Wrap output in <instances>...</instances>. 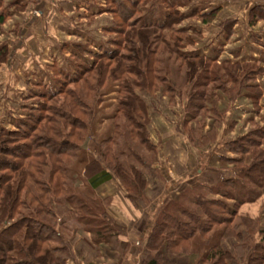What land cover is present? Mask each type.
Instances as JSON below:
<instances>
[{"label":"trees","instance_id":"1","mask_svg":"<svg viewBox=\"0 0 264 264\" xmlns=\"http://www.w3.org/2000/svg\"><path fill=\"white\" fill-rule=\"evenodd\" d=\"M26 1L0 0V24L11 18L13 10L22 11ZM208 1L104 0L102 11L112 16L111 26L105 29L110 48L91 50L87 43L81 48L78 44L79 51L71 55L73 66L54 71L58 88L45 89L44 81L36 82L39 90L29 95L36 104L25 107L27 117L16 121L14 130L0 128V264H68L61 231L65 217L91 232L110 235L122 229L103 209L97 211L87 201V209L78 211L69 186L70 167L83 149L110 83L115 85L114 111L108 116L112 129L91 140L92 156L82 170L88 201L95 198L94 189L113 176L128 195H137L146 185L156 152L139 91L150 96L160 91L171 103L177 96L184 102L185 115L199 118L195 135L202 142L215 137L226 113L207 106L209 90L231 98L248 92L254 95L251 103H257L260 92L252 81L260 67L219 62L220 47L212 55L181 50L184 43L193 41L188 34L192 27L180 24L190 18L210 24L220 10ZM147 6H159L160 18L147 21ZM247 20L249 26L264 24V4L249 7ZM236 23L231 17L220 22L223 39L230 38ZM256 41L264 47V39ZM8 50V45H0V64L6 62ZM83 54L89 60L80 58ZM206 117L211 119L210 126L201 136L200 123ZM263 140L264 128L252 123L246 133L228 143L230 151L240 156L229 159L237 176L209 187L218 198H208L203 186L193 183L165 204L147 239L153 256L149 264L162 262L163 249L190 255L196 236L207 250L191 264H229L233 257L221 241L241 239L234 224L237 211L257 198L264 185ZM216 228L220 233L214 236ZM213 237H217L214 243ZM249 249L244 248L240 264H264V244L256 243L245 256Z\"/></svg>","mask_w":264,"mask_h":264},{"label":"crops","instance_id":"2","mask_svg":"<svg viewBox=\"0 0 264 264\" xmlns=\"http://www.w3.org/2000/svg\"><path fill=\"white\" fill-rule=\"evenodd\" d=\"M257 2L264 4V0H242L237 6L232 7L243 11L246 18L248 8ZM224 3L214 5L220 7L218 13L223 12L222 8L226 9L230 6L231 1L225 0ZM209 5L213 4L209 3ZM103 7L104 0L26 1L22 11L14 12L15 14L13 13L9 21L0 24V31L8 32V39L10 41L13 39L12 46H8H14L16 53L14 54L10 49L9 59L6 63L0 64V70H8L5 73L14 77L21 74L36 76L42 70L43 64L49 70L55 62L53 60L55 52L63 54H66L65 50L70 52L71 50H68L67 46L75 47L79 43H87L89 48L98 50V40L102 37L103 41L100 44L104 48H110L105 29L111 26L112 16L102 11ZM218 13L212 22L213 24L216 22L217 28L223 19L216 20ZM228 17L225 16L224 19ZM52 25L56 28V33L53 34L50 33L54 28ZM235 25V30L238 26L241 29V24L236 23ZM252 28L254 32L264 30L261 22ZM218 34L220 35L219 32ZM70 40H72L71 43H69ZM63 41L65 42L60 43ZM249 41L251 44V47L248 46L249 53L242 59L262 58L263 62L264 50L258 45L256 46L257 42L253 39H249ZM61 44L66 47H62ZM221 55L219 57L222 58ZM66 56L69 54L67 53ZM50 57L53 62H50ZM49 72L51 71L49 70ZM260 77L264 80V73L257 77V82H261ZM261 87L260 85L259 88ZM262 90L261 92L259 90L260 96L255 105L251 103L254 98L251 93L242 92L241 95L234 96V98L222 93L227 99L228 105L224 107L223 104V108H227V111L221 125L217 128L215 137L208 142H202L195 135L198 117L193 118L191 115H185L184 112L181 122L172 119V113L180 104L183 107L182 112L184 111L183 102H180L181 100L177 96L171 103L168 96L160 91H157L154 96H150L145 91H139L138 94L146 105L149 118L147 129L156 152V160L150 165V174L146 185L137 195H128L126 189L113 176L94 189L96 196L106 202L103 209L105 213L122 229L106 235L105 233L91 232L79 226L74 220L65 219L63 231L65 244L69 251L68 264H149L153 256L147 247V239L153 229L156 216L165 204L176 199L186 186L193 183L202 185L208 198H218V195L209 191V187L223 179L237 176L234 163L229 162V159H237L240 156L230 151L228 143L247 132L250 127L249 123L254 122L255 113L259 112L264 121V107L261 105V101L264 100V91L262 92ZM221 99L222 97L218 96L217 106L221 103ZM239 99L249 102V106L253 107L251 109L253 114L251 113L250 117L246 119L247 126L243 123L240 124L241 118L234 119L230 116V113L238 108ZM258 105H261L260 110H257ZM210 122L211 119L206 117L200 123L201 136L206 134ZM242 130L244 131L241 132ZM262 147H264V142ZM73 185L83 188L82 172L79 179H75ZM227 202L232 203L233 201L227 200ZM240 219L255 220L259 227L252 234L254 244L250 243L252 241L248 242L250 249L246 252L247 254L255 249L256 243L264 237V185L257 198L241 204L234 224L239 225ZM217 229L220 230V228ZM238 230V233H241V229L238 228ZM216 234L215 232L214 236ZM197 238L200 237L196 236L191 244L192 253L190 255L171 253L163 249V260L160 264H191L194 259L207 250L204 244L195 243ZM236 244L239 242L235 237H228L221 242L223 249L230 253H233ZM238 261L237 258L232 259L229 264H239Z\"/></svg>","mask_w":264,"mask_h":264},{"label":"rangeland","instance_id":"3","mask_svg":"<svg viewBox=\"0 0 264 264\" xmlns=\"http://www.w3.org/2000/svg\"><path fill=\"white\" fill-rule=\"evenodd\" d=\"M203 1L204 0H191L193 4L201 3ZM224 1L225 0H210L208 2L212 3L213 5H217L219 3L220 4L224 3ZM230 1H231V3H229L230 6H228L227 8L225 7L226 9L222 8L223 12L218 13V19L216 18V20L218 21L221 18H223L222 20H224L225 16H229L233 19H237L238 25L241 24V29L238 26L235 30L234 29L236 26L235 25L234 28L232 29V35L230 36L228 40H225L222 38V35L218 34L219 28L215 26L217 25L216 22H214V24L213 23L204 24L200 20L195 19V18L186 19L180 24V26L192 27L188 31V34L192 38L193 43L192 44L184 43V46L182 47L181 50L182 52H196V53H204V55H212L214 54V50L220 47L221 49L220 54H222L221 55L222 58L221 57L218 58L219 62L230 61L231 63H240V64L249 63L251 64V66H253L254 64L256 67H260V72L256 73L255 78L252 81L253 82L252 84L257 85L258 90H260V92L263 89L262 90L263 92L264 91V87H263L264 80H262L261 77H260L261 82H257L256 80L258 76L264 73V64H262L264 61L262 62V58H247V59H242V58L246 57L247 54L249 53L248 46L250 45L251 47L249 39L251 40L253 39V41L255 42H257L256 41L257 39H259V41H262L264 39V30L262 31L256 30V32H254V29L252 28V26H249L247 23L248 20H247V16L245 18V13L243 11H238L236 7H232V6H237V4L241 2L242 0H230ZM148 4L150 5V2ZM181 10L184 11L185 8ZM14 12L16 13L20 11L13 10L11 12L12 13L11 18ZM157 16L158 18H160L159 6H156V7L147 6V10L145 11L146 20L151 21ZM11 18H9L7 21H9ZM244 23L246 24L244 25ZM261 24L262 26H264L263 22H261ZM52 27H54V25H52ZM50 33L51 34L56 33V28L54 27L53 31L51 30ZM67 36H68V33H67ZM8 38H9L8 32H5L4 30L0 31V45H11V42L13 41V39H11L10 41ZM101 38L102 37H100V39L98 40L99 48H102V47L104 48V46L100 44L103 41V39ZM64 42L65 41L60 42V43H64ZM71 42L72 40H70L69 43ZM255 44L256 46L258 45L262 50H264V47L261 45V42L260 43L257 42ZM11 46L10 47L8 46L9 50H8V56H7L6 62L9 59L10 49H12V52L16 54L14 50V46L13 47ZM61 46L66 47V45H62V44ZM79 46L80 47L78 48H81L83 44L79 43ZM67 48L68 50H71L70 52L65 50L66 54L68 53L69 56H66L65 53L64 55L61 52H58V51L55 52V58L53 59L55 60V62L49 68L51 72H49L48 67L45 64H43V67L41 68L42 70H40L37 75L35 74L36 76H30L28 74H25V75L21 74L20 76L14 77L12 75H7L5 73V72H8V70L6 69L0 70V128L3 127L6 129L14 130L15 129L14 123L19 120H24L27 117L28 112L26 111L27 108L25 107H29V106L36 104V101H33L29 98V95H31L32 91L39 90L38 86L36 85V82H38L39 80L44 81L47 86L45 89L55 90L56 88H58V85L56 84L57 79H56V76L54 75V71L57 69V67L63 70H69L70 66H73V59L71 57L72 53L79 51L77 50V47H73V45L69 47L67 46ZM90 49L94 50L93 48H90ZM228 56H232V57L230 58ZM80 58H85L86 60H89L88 59L89 56L88 55L86 56L85 54L81 55ZM53 60L50 57V62H53ZM260 85L262 86L261 88H259ZM24 86L26 87L24 88ZM114 86L115 85L113 83H110L107 89L105 90L103 99L101 103L99 104V106L96 108L95 119L93 123H91L90 125L89 136L88 138H86V141L83 145V149L79 152L78 158L74 161V163L70 167L69 186L71 187L70 188L71 192H74L72 195V199L78 211L80 210L85 211L87 209L86 204L84 203L85 201H87L92 208L96 207L97 211L100 208L104 209L106 205V202L99 199L95 193H94L95 198L94 199L92 198L93 201L92 200L88 201L86 198H89L90 196L89 197L84 196L85 194L83 190L84 188L74 187L73 184L75 183V179L76 180L79 179V176L81 175V172L83 170V165L92 156V152L90 150L91 140L92 139L97 140V139L104 137L105 135L110 133L112 129V122L110 121L108 116H110L114 111V93H115ZM230 86L231 85L228 83V87ZM218 96L222 97L221 103L218 104L219 106L216 105ZM258 99H257V102H258ZM226 100L227 99L224 95H222V92H219L217 90H209L208 94L206 95L207 106H209L210 108H212L213 106L217 107L221 111L223 108V104H224V107L228 105ZM180 102H183V101H180ZM261 102H262L261 105H263L264 107V100H262ZM237 104H238V108L235 110L232 108L234 111L230 113V116L231 118L233 117L234 119L241 118L242 122L240 124L243 123V125L247 126L246 119L250 117L253 111L251 109H253V107L249 106L250 105L249 102H246L245 100H241V99L238 100ZM261 105H258L257 110H260ZM182 110H183V107L180 104V106L176 107V110L172 113L173 115L172 119L177 122H181L182 117H184V111L182 112ZM223 110L227 111V108H223ZM257 113H255L254 115L253 123L257 124L258 126H262L264 128V121L262 120V116L259 114V112ZM249 124H250V127H249L250 129L252 123L250 122ZM244 130H242L241 132H243ZM262 148L264 149V147ZM82 203L85 205H82ZM66 218L67 217H65V219ZM62 219L63 217L59 218V220H62ZM64 225H65V222L63 223V229L61 228V231L63 234H64L63 230L65 229ZM235 226H236L237 232H239L238 228L241 229V233H240L241 239L238 240L239 244H236L234 246L233 253H231V255L233 259L237 258L239 260L238 263L240 264V262H242L243 260L241 255L244 252V248L249 245L248 242L250 241H252L250 242L252 245L254 244L253 243L254 237L252 236V234L255 232L254 230H256L259 227L257 225V221L249 220V219H240L239 225L235 224ZM215 231L217 234L220 233V230L218 229ZM226 238H224L223 240H225ZM216 239L217 237H213L212 239L213 243L216 241ZM258 242L259 243L262 242L264 244V237H262ZM195 243L204 244V241L201 238H197L195 240ZM227 246H229V244H227ZM245 256H246V253H245Z\"/></svg>","mask_w":264,"mask_h":264}]
</instances>
